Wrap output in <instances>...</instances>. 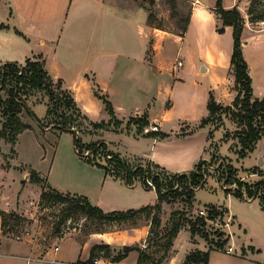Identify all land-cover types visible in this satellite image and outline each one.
<instances>
[{
  "label": "crops",
  "instance_id": "crops-1",
  "mask_svg": "<svg viewBox=\"0 0 264 264\" xmlns=\"http://www.w3.org/2000/svg\"><path fill=\"white\" fill-rule=\"evenodd\" d=\"M186 1L192 3V10L188 28L182 32L160 26L156 20L150 23V7L138 0H0V64L17 61L24 65L28 57L43 60L53 79L62 81V88L72 94L76 104L92 122L102 120L106 112L105 99L100 91L109 96L117 111L127 110L131 103H148L146 111L150 123L144 127L143 132L148 133L145 128L157 124L159 131L168 135L155 136L149 149L140 152V159L172 173L193 169L204 157L209 144L211 127L210 123L203 124V119L211 116V96H214L217 103L233 104L237 90L236 75L230 67L234 26H225V44L219 43L222 33L218 31V27L223 21L215 9L217 0ZM249 2L250 0H223L226 8L237 6L241 10ZM245 23L243 51L251 69L246 48L264 33V26L253 28L249 21ZM193 37L201 45L200 49L192 45ZM186 42L190 43L184 50ZM177 59H182L183 65L175 68ZM191 71L196 78L193 93L185 95L179 102L182 92L177 93V100L174 97L175 90L165 85L169 81L174 84L178 78L185 79ZM202 76L207 77L205 85L199 82ZM252 81L255 95L264 97V89L259 80L253 77ZM153 84L157 85L159 95L155 98L153 92L144 91ZM158 98L162 99L161 103L157 101ZM137 113L140 115L144 112L138 110ZM177 120H190L193 124L181 128L175 125ZM169 124L171 128H166ZM1 127L0 117V129ZM261 143H257L249 156L260 158L257 164L264 171V141ZM90 162L99 170H104V186L119 181V175L106 170L100 165L99 159ZM139 164L135 165V169ZM102 165L106 164L102 162ZM9 169L8 172L18 173L19 183L16 194L0 193V264H88L86 261L90 258L92 246L102 242L111 244L117 250L125 245L147 247L151 217L147 224L94 231L83 240L64 237L70 241L68 245L61 244L60 241L58 250L55 249L56 244L47 245L37 236H30V240H17L7 236L3 228L2 211L20 207L25 210L30 207L32 197L25 190L33 184L24 163L13 161ZM21 175L25 180L23 183ZM49 185L52 186L50 183ZM58 190L87 196L92 203L106 211L147 205L130 207L120 204L122 206L117 207L112 204V198L102 199L88 187L74 190L72 187H60ZM113 194L117 196L116 192ZM252 196L247 197L250 199ZM157 201L158 193L155 201L150 204ZM239 227L244 229L241 222ZM185 228L187 227L179 231L164 258L142 264H185L186 255L192 251L209 250L211 244L200 247L195 238L188 236L190 227ZM241 233L237 240L241 243L242 251L227 252L212 248L210 263L264 264V245L250 238L248 230ZM184 234L185 238L179 241ZM48 256L50 259H47ZM139 257L140 250L134 248L120 260L100 256L97 264H140Z\"/></svg>",
  "mask_w": 264,
  "mask_h": 264
},
{
  "label": "rangeland",
  "instance_id": "rangeland-1",
  "mask_svg": "<svg viewBox=\"0 0 264 264\" xmlns=\"http://www.w3.org/2000/svg\"><path fill=\"white\" fill-rule=\"evenodd\" d=\"M138 1L143 4L147 3V0ZM149 7L155 17L156 23L170 29L176 28L177 20H180L181 17H186L189 12L188 5L180 4L178 10H174L173 14L171 3L168 0H155L152 6ZM177 12L179 13L177 14ZM241 12L245 17V22L249 21L253 28H258L260 25L264 26V0H250L249 4ZM259 15H262V17L258 18V20L252 19V17ZM224 31H219L222 33V38L218 41L223 44H225L226 38V35L223 34ZM258 37L259 39L256 42L255 40L251 41L246 49L250 58L251 69L249 68V72L252 78L254 77L256 80H259L260 85L264 89V33ZM192 42L193 46L200 49L201 45H199L195 37H193ZM189 43L186 42L184 44V50L188 48ZM198 56H200V53ZM230 67L234 71L232 56ZM195 79L193 71H191V74L185 76V79L178 78L174 84L172 81H169L165 86L168 85L172 90H175L174 97L176 99L177 93L182 92L180 99H177L180 102L182 97L185 95L190 96L189 94L193 93V86L196 84ZM199 82L201 85L202 83L205 85L207 77H200ZM144 91L153 92L155 94L153 98L156 95L159 96L156 84L150 87L147 86ZM100 92L103 98L105 97L111 101L107 94L103 93V91ZM2 94L3 96L7 95L5 91ZM23 98H27L28 105L31 106L36 116L43 123L29 113L27 108H24L22 113L23 119L29 122L31 127L19 133L15 144L0 137V193L4 192V194L14 195L17 192L19 175L15 171L8 172L13 161L21 164L24 163L28 167L30 175L33 170L39 174L41 173L40 176L43 179L40 183H36L33 178L31 180L33 184H30L29 188L25 190L32 198L39 201L38 208L32 207L33 213L28 212L26 214V209L24 210L23 207L11 209V212L19 213L23 218L20 221H12L11 224L6 226L5 233L9 237L16 239L18 234H28L30 232L31 236H37L39 240L41 239L47 245L53 246L60 241L65 229L68 233L65 237H75L83 240L93 228L114 229L149 223L150 217L146 214L120 223L101 222L86 218L83 215H74L70 224L67 220L60 223L64 203L43 201L41 192L45 186L56 189L60 187H72L73 190L88 187L92 192H95L96 196H100L102 199L106 198L109 200L112 198L111 202H114L112 203L114 206L121 207L122 205L120 204H124L130 207H138L143 204H150L156 198L157 189H149L145 185L146 174L154 177L155 181L156 177L161 178L162 181L163 178H166V187L172 184L174 189H182L180 181L178 182L174 175L185 172L190 173L197 168L172 173L165 168L154 165V163L150 164L148 161L140 159V152L148 150L155 137L152 133H144V128H141L143 119H148V112L146 111L148 103H131L127 107V110L117 111L114 107L112 108L113 110L109 109L107 101L104 100L106 112L98 124L89 121L87 115L81 110L86 117L80 116L78 122L74 120V130H67L59 128L55 123L62 121L60 115L57 113L48 115V101L50 97L45 90L32 91L28 97L23 95ZM157 101L161 103L162 99L158 98ZM172 101H174V98H172ZM138 110L144 113L138 115ZM209 117L203 119V124L210 123L211 127L209 130L210 139L208 148L201 159L205 161L203 164L205 178L201 180L200 184L193 185V205L180 200L163 202V205H166L159 212L161 223L154 225H156L155 227L160 233H163L170 225V218L174 209H186V217L196 222L202 217L197 215L195 209L205 208L208 216L214 214V221L208 220L204 225L202 222H199V225L204 226V231L200 230L201 232L194 233V231L188 230V236L195 238L200 247L209 246L211 241L214 242V239L217 240L222 237L225 246L235 242V251H242L241 243L237 239L239 234H242L241 232H245V229L246 232L248 230L250 238L264 245V171L257 164L260 162V158L253 155L249 156L250 152L246 155L243 154L242 142L240 140L241 127L238 120L233 117L232 112L221 110L216 116ZM191 124H193V121L190 120H177L175 123L176 126H181V128ZM166 128H171V125H167ZM263 141L264 137L258 144ZM90 143H97L94 147L90 148L91 151L88 148ZM107 151L118 154L120 157L117 155V157L111 159ZM89 158L92 160L99 159L100 164L102 162L106 164L108 168L106 166L103 167L113 173H116L112 169L120 159L124 163L127 162V164H124V170L119 167L121 173L119 181L112 182L111 184L108 183L104 186L102 181L104 170L102 172L93 166ZM139 163H143V165ZM137 164H139L137 167L140 166L143 169V174L133 173V169ZM229 169H231L230 176ZM21 181L22 183L25 181L23 180V176ZM260 181L259 192H255L248 199L247 195H251L248 192V188ZM129 186L131 188H128ZM240 188L243 191H237ZM113 192H116L117 196ZM214 209H217L215 212L217 215L213 213ZM229 220L230 228L221 226L222 223ZM240 222L244 228L242 230L239 227ZM68 225H70L69 229H67ZM189 226L190 222L188 221L185 227L188 228ZM231 229L233 235H228ZM206 233H208V236ZM156 237H158L157 232H151L149 235L151 241H155ZM31 238L27 235L24 240H30ZM184 238L185 234L180 236L179 241H182ZM69 241V238H63L61 239V244L68 245ZM258 250L260 252V247ZM182 252L185 255V251L182 250ZM262 252L264 253V251ZM47 259H50L49 256Z\"/></svg>",
  "mask_w": 264,
  "mask_h": 264
},
{
  "label": "trees",
  "instance_id": "trees-1",
  "mask_svg": "<svg viewBox=\"0 0 264 264\" xmlns=\"http://www.w3.org/2000/svg\"><path fill=\"white\" fill-rule=\"evenodd\" d=\"M168 1L171 3L173 14L174 10H178L180 4L189 6L188 15L186 17H181L180 20H177V27L175 28L176 30L185 32L190 21L192 3L186 0ZM146 2L152 6L155 0H147ZM215 9L223 21V25L218 27L219 31H224L225 26L228 24L234 26V51L232 55V65L236 75L235 88L237 89L238 93L233 104L229 105L217 103L214 96H211L209 107L211 110V116H216V114L221 110L232 112L233 117L238 120V123L241 127L240 140L243 147L242 152L246 155L248 152L253 151L259 140L264 137V97L260 98L259 96L255 95L252 76L249 72V64L244 56V15L237 6L233 8H226L223 4V0H217ZM178 13L179 12H177V14ZM260 17H262V15L252 17V19L258 20ZM149 21L150 23L155 22V17L152 13L149 16ZM40 90H45L50 97L48 101V115L53 113L60 115L62 121L55 122L59 128L74 130V120L78 122L80 116L86 117L83 115L80 107H78L76 104L72 94L62 88V81H55L53 79V77L47 71L43 60L28 57L24 65H21L17 61H8L0 66V117L2 119L0 137H3L9 142L15 144L19 133L31 127V124L23 119L22 113L24 108H27L29 113H31L43 123V121L36 116L31 106L28 105L26 101L27 98H23V95L28 97L32 91ZM3 91L6 92V96H3ZM104 99L107 101V107L112 109V102L107 100L105 97ZM149 123V119H143L141 128L143 129L144 126H147ZM94 124H98V122H95ZM148 133H152L154 136L162 137L168 135L166 132L159 130H152ZM96 144L90 143L88 148L90 149ZM107 153L111 155V159H114L118 155L113 154L110 151H107ZM89 161L93 160L89 158ZM204 163V160L198 162L196 170L190 173L185 172L179 175H174L178 182L180 181L182 189H174L172 184L166 187V178H164L165 181H162L161 178L156 177V182L158 185V201L155 204H147L139 208L106 211L99 205L92 203L87 196L64 193L56 188H49L47 186L43 187L41 198L45 202L54 201L64 203L60 223L68 220L69 217H73L74 215H83L86 218L101 222L119 223L131 220L135 217H140L143 214L152 217L151 232H157L158 237L155 238V241H151L150 237L148 239V245L146 248H142L140 245H125L123 248L117 250L109 243H96L92 246L90 258L86 261V263L95 264L96 260L100 256H109L113 260H120L127 256L134 248H138L140 250V264L148 261L161 260L169 252L174 243L175 237L178 235L179 231L186 226L188 221L190 222L189 227L192 232L194 231V233H197L198 231H204V226L198 224L199 222H202L203 225L206 224L207 220L204 217L199 218V220L196 222H193L192 219L186 217L187 210L180 208L174 209L172 211L170 218L171 222L166 231L160 233L155 227L161 223L159 212L162 210L163 202H174L180 200L188 203L189 205H193V185L196 186L197 183L200 184L201 180L205 178V171H203ZM124 164L126 165L127 163H124V161L120 159L114 165L115 169L113 168V170L116 171V175H121L119 167L121 169L125 168ZM100 165L106 166L108 168L107 165ZM133 170V173L135 174H143L144 172L140 166L136 169L134 168ZM230 170L231 169L228 170L229 176ZM30 178L31 180L34 178L35 182L37 183H40L43 179L35 170L32 171ZM260 183L261 181L248 188V192H250L251 196L254 195L255 192H258V189H260ZM164 187L166 188L165 190L163 189ZM237 191L243 190L240 188L237 189ZM216 211L217 209H214L213 213ZM215 214L217 215V213ZM2 216L4 232L6 231V226L11 224L12 221H20L23 218L19 213L11 211H2ZM107 230L108 229L93 228L90 230V232ZM206 234L208 236V233ZM212 248L214 247L210 245L209 250L192 251L187 255L185 264H191L193 262L211 264L209 255L210 249Z\"/></svg>",
  "mask_w": 264,
  "mask_h": 264
},
{
  "label": "built area",
  "instance_id": "built-area-1",
  "mask_svg": "<svg viewBox=\"0 0 264 264\" xmlns=\"http://www.w3.org/2000/svg\"><path fill=\"white\" fill-rule=\"evenodd\" d=\"M183 65V60L182 59H177V62L175 64V68H178L179 66ZM146 131H152V130H159V126L157 124H153L151 127H146L145 128ZM163 181H165V179L163 178ZM145 185L149 188V189H157L158 188V185L155 181V178L154 177H151L150 175L146 174L145 176ZM164 190L166 189L165 187L163 188ZM247 195V194H246ZM249 196V195H247ZM37 207L39 206V201L35 198H31L30 199V207H28L26 209V214H28V212H32L33 213V210L32 207ZM195 212L197 213L198 216L200 217H204L207 221L210 220V221H214L213 219V216L214 215H209L208 216V213H207V210L205 208H199V209H195ZM211 216V217H210ZM231 219V217H230ZM67 222L70 224L72 222V217H69ZM221 226H227L230 228V220L227 221V222H224L221 224ZM224 227V228H225ZM70 228V225H68V228ZM76 229V227H74ZM64 235L60 238V241L62 238L65 237V235H67L68 233L66 232V229L63 231ZM29 235V237L31 236V233L29 232L28 234L26 233H22V234H18L16 236V239H19V240H24L26 238V236ZM228 235H233V231L232 229L229 231ZM60 241L57 242V244L55 245V249L58 250L60 248ZM224 241L222 240V237H220L219 239L215 240L214 239V242L211 241V245L214 247V248H217V249H220V250H225L227 252H232L235 250V242L233 244H228V245H224ZM31 258V257H30ZM29 258V259H30ZM42 258V257H41ZM98 262V259L96 260L95 264H97Z\"/></svg>",
  "mask_w": 264,
  "mask_h": 264
},
{
  "label": "water",
  "instance_id": "water-1",
  "mask_svg": "<svg viewBox=\"0 0 264 264\" xmlns=\"http://www.w3.org/2000/svg\"><path fill=\"white\" fill-rule=\"evenodd\" d=\"M146 6H148V7H149V6H150V4H149V3H146Z\"/></svg>",
  "mask_w": 264,
  "mask_h": 264
}]
</instances>
